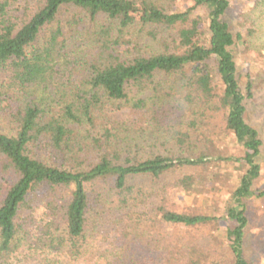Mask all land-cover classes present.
I'll return each instance as SVG.
<instances>
[{
    "label": "trees",
    "instance_id": "obj_1",
    "mask_svg": "<svg viewBox=\"0 0 264 264\" xmlns=\"http://www.w3.org/2000/svg\"><path fill=\"white\" fill-rule=\"evenodd\" d=\"M231 4L0 0V264H250ZM226 189L220 214L169 197Z\"/></svg>",
    "mask_w": 264,
    "mask_h": 264
},
{
    "label": "rangeland",
    "instance_id": "obj_2",
    "mask_svg": "<svg viewBox=\"0 0 264 264\" xmlns=\"http://www.w3.org/2000/svg\"><path fill=\"white\" fill-rule=\"evenodd\" d=\"M231 3L226 20L235 36L241 34L244 37L243 41H238L235 49L240 85L245 95L249 79H252L255 87V97L246 103V119L258 130L263 143L259 161L261 177L254 184L255 196L245 200L249 222L243 248L245 258L250 264H264V196H257L260 192L264 194V7L252 11L255 0H231ZM231 153L240 154L236 148H231ZM227 191L231 190L226 189L222 194H208L204 200L202 197L193 196L189 203L185 202L182 196L175 198L173 193H170L169 197L171 202L180 208L191 203L192 210L208 214L220 211V214L224 207L221 201L228 199ZM207 242L208 240L205 241ZM225 251L228 252L229 249L226 247Z\"/></svg>",
    "mask_w": 264,
    "mask_h": 264
}]
</instances>
